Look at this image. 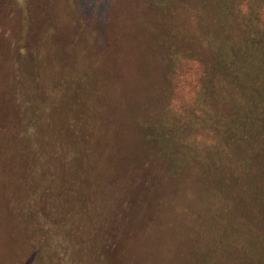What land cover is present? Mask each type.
<instances>
[{
  "label": "trees",
  "instance_id": "obj_1",
  "mask_svg": "<svg viewBox=\"0 0 264 264\" xmlns=\"http://www.w3.org/2000/svg\"><path fill=\"white\" fill-rule=\"evenodd\" d=\"M190 1L211 14L197 24L196 50L189 43L184 55H167L155 85L162 102L152 117L137 121L144 144L137 149L138 160L144 168L160 171L164 166L161 178L174 186L163 198L162 186L153 192L149 184L143 189L146 204L152 209L164 203L171 209L181 206L191 213L192 240H204L189 252L186 264H264V0ZM47 30L40 34V44H53L49 50L55 58L54 36L46 40ZM46 54L40 48V86L50 94L45 92L44 103L40 100V113L33 107L24 119L26 189L28 198H35L26 199L32 206L25 225L29 240L35 238L31 247L40 264H83L89 254V264H98L94 255H112L108 238L113 229L104 222L91 233L82 227L84 216L78 211H84L87 194L81 179L98 167V158L112 154L114 145L108 137L105 145L104 138L100 141L99 136L111 134L88 113L86 61L71 60L67 51L61 69H55L59 78L53 80L46 72L54 68L47 64H56L47 62ZM96 98H103L98 90ZM99 149L102 155L94 157ZM14 155L10 160L18 166L20 153ZM66 168L78 179L64 178ZM103 168L104 163L95 176L99 182ZM21 173L12 172L15 179ZM98 189L94 196L102 193ZM63 240L70 241L72 254H64Z\"/></svg>",
  "mask_w": 264,
  "mask_h": 264
},
{
  "label": "rangeland",
  "instance_id": "obj_2",
  "mask_svg": "<svg viewBox=\"0 0 264 264\" xmlns=\"http://www.w3.org/2000/svg\"><path fill=\"white\" fill-rule=\"evenodd\" d=\"M210 16L190 0H0V264H40V255L31 247L35 238L29 240L32 235L25 225L32 204L26 200L30 192L23 165L24 119L33 107L40 113V100L44 103L50 94L40 86V48L47 53L44 59L56 64H47L54 68L46 72L53 80L59 78L55 69H61L67 51L73 54L71 60L86 61L82 68L90 73L88 113L111 134L99 136L100 141L104 138L105 145L108 137L114 145L112 154L105 160L98 158V167L84 181L79 178L87 194L84 211H78L84 216L82 227L91 233L104 222L113 229L108 238L112 255L107 259L94 255L98 264H186L189 252L203 246L204 236L192 240L195 224L190 212L165 203L154 209L146 204L143 189L149 184L153 192L162 186L163 198L173 193L174 186L171 179L161 178L164 166L160 171L144 168L138 160L137 149L144 144L137 121L152 117L162 102L155 85L164 59L182 53L189 43L195 51L200 37L197 24ZM46 29L45 35H50L46 40L54 36L55 58L49 50L53 44H40ZM138 84L139 92L134 90ZM97 90L102 101L96 98ZM16 151L20 158L13 166L10 158L17 156ZM102 152L99 149L93 156ZM103 163L105 176L99 182L95 176ZM69 169L65 170L73 171ZM15 171L22 172L17 179ZM68 171L61 172L64 178L77 177ZM98 188L102 193L94 196ZM28 199L35 200L33 195ZM90 205L96 207L91 211ZM38 212L34 215L40 221ZM62 244L64 254L73 253L70 241ZM92 259V254L87 255L83 264Z\"/></svg>",
  "mask_w": 264,
  "mask_h": 264
}]
</instances>
